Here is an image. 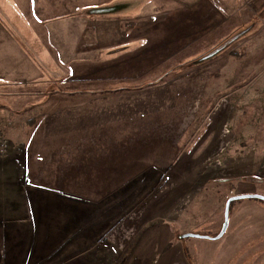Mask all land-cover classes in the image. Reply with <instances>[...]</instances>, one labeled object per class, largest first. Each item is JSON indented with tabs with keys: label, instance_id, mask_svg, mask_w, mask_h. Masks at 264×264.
<instances>
[{
	"label": "rangeland",
	"instance_id": "obj_1",
	"mask_svg": "<svg viewBox=\"0 0 264 264\" xmlns=\"http://www.w3.org/2000/svg\"><path fill=\"white\" fill-rule=\"evenodd\" d=\"M126 2L123 12L84 22L81 39L71 29L64 53L57 47L42 63L44 78L0 83V159L26 172L22 213L4 222H31L32 207L35 221L48 223L46 234L35 235L47 239L37 243L47 264H89L97 247L88 239L76 244L74 224L111 221L107 238L121 250L139 227L134 207L152 206L150 215L174 222L190 264H264L257 199L233 202L222 239L181 238L218 236L228 199L264 196V0ZM56 35L49 36L54 45L62 40ZM137 107L149 113L129 126L122 111ZM182 158L193 176L174 167ZM214 160L218 174L207 175L205 163ZM64 223L73 233L66 238L63 229L57 238L53 230ZM169 247L147 264H159ZM80 250L86 256L76 260ZM137 255L133 249L129 264H141Z\"/></svg>",
	"mask_w": 264,
	"mask_h": 264
},
{
	"label": "crops",
	"instance_id": "obj_2",
	"mask_svg": "<svg viewBox=\"0 0 264 264\" xmlns=\"http://www.w3.org/2000/svg\"><path fill=\"white\" fill-rule=\"evenodd\" d=\"M90 1L92 0H0V83L15 86L32 83L44 78V70H47V68L43 67L42 63H46L49 56L57 52L55 51L57 47L64 53L63 48L67 44L63 40L65 37H71V29L73 40L81 39L84 22L87 23L89 19L91 21L92 17H94L93 20L100 16L107 17L115 13V11L116 13L118 11L123 12V9L129 7L127 0H118L120 2L117 1L116 3L114 0H103L101 2H99L100 0H93L95 1L94 4H91ZM109 6L115 7L108 8ZM97 10H102V12L97 14ZM83 11L85 14L82 13ZM69 23H73V26H69ZM66 32H69V34ZM51 33L52 37L53 34L57 33L56 38L59 35L62 40L58 39L56 45L53 42L50 43L49 36ZM72 44L73 42L70 45ZM34 48L36 51L33 50ZM34 53H38L41 56L40 61L33 56ZM76 62L81 61L76 60ZM132 101L136 102V98L133 97ZM122 112V119L125 122L127 118L134 120L132 122L128 121L129 126L133 125V122H138L139 117L143 118V114L147 115L149 113L148 111H143V109L141 110L140 107L135 110H123ZM106 114L107 112L105 117ZM105 117L100 116V118ZM89 119L91 120L92 117H89ZM137 127L138 125H135L132 128ZM188 161V158H182L180 161L177 160L175 162L174 167L176 165L179 166V174H186L189 168V172L193 176L192 169H190L191 165H189ZM208 161L210 162V159ZM205 165L208 167H204ZM205 165H203L205 168L204 173L207 175L208 173L218 174V170H216L219 167L218 160L216 162L214 160L211 165L206 162ZM27 166L30 168L31 165ZM211 166H213V170H211ZM201 175L203 176V174ZM23 181H25V178L24 176L19 177V168L15 160L12 158L0 159V260L1 263L7 261L9 264H13V262L16 263V260L25 258L27 264L28 261L29 264H47V257L45 256L48 254L44 253V247L37 245L39 242L45 243L47 239L41 241L35 235H37L38 231H47L48 223L35 221V211L32 207L28 209L32 218L31 222H4L8 220V217H14L15 214L22 213L21 209L18 208L17 198L19 195L18 191L22 187L21 182ZM140 207H134L136 208L134 212L138 211L137 221L139 227L125 249L119 250L113 244H110L112 242L109 240L110 238H107V234L115 228V226L112 227L111 221L95 223L86 229H82L85 223L78 222L73 225V235L65 231L67 223L57 225L56 230L53 231L60 232L56 235L58 238V236H63L61 231L64 229L66 238L71 235L72 237L74 236L76 244L78 239L92 240V248L97 247V251L91 257L93 261L87 260L89 264H100L105 261L106 264H122L125 260L129 264L133 249L138 253L137 257L140 256V260L135 257L133 259L134 262L147 264L153 251H160L161 247L165 248L168 245H174V247H169L168 254L159 264H190V255L183 248L178 247L174 222L160 219L161 214L159 216L150 215L152 206ZM77 209L79 210L80 208H75V210ZM23 210L25 211L24 208ZM81 211L83 210L81 209ZM77 213H80V210ZM131 213L132 211L129 210L128 214ZM164 229H167V231ZM164 231L167 233L165 236H163ZM44 233L46 234L45 231ZM168 235L169 237H167ZM32 236H35L33 240ZM96 242L98 243L96 244ZM99 243H102V245L99 246ZM78 252H80V255L75 257L76 260L86 254L82 250ZM193 255L196 258L197 255L201 257L199 253ZM58 264L63 263L58 262Z\"/></svg>",
	"mask_w": 264,
	"mask_h": 264
},
{
	"label": "water",
	"instance_id": "obj_3",
	"mask_svg": "<svg viewBox=\"0 0 264 264\" xmlns=\"http://www.w3.org/2000/svg\"><path fill=\"white\" fill-rule=\"evenodd\" d=\"M246 199H257V200L264 202V196H261L258 194H243V195L234 196V197L228 199V201L226 202L225 210H224V223L222 225V229H221L218 236L210 238V237H206V236L188 233V234L183 235L181 238L182 239L195 238V239H208V240H220V239H222L224 237V235L226 234L228 227H229L230 209H231L232 203L235 201L246 200Z\"/></svg>",
	"mask_w": 264,
	"mask_h": 264
},
{
	"label": "trees",
	"instance_id": "obj_4",
	"mask_svg": "<svg viewBox=\"0 0 264 264\" xmlns=\"http://www.w3.org/2000/svg\"><path fill=\"white\" fill-rule=\"evenodd\" d=\"M224 47H226V46H223V48H224ZM28 125H31V123L28 124ZM24 171H25V170H22V169L19 170V177L25 176V173H26V172H24ZM21 181H22V180H21ZM28 181H29V180H28ZM22 183H23V182H21V184H22ZM29 183H30V181H29ZM232 204H233V203H232ZM231 206H232V205H231ZM230 210H231V209H230Z\"/></svg>",
	"mask_w": 264,
	"mask_h": 264
}]
</instances>
